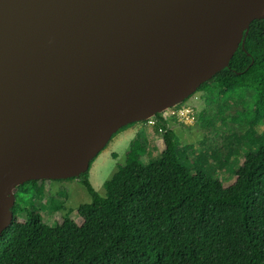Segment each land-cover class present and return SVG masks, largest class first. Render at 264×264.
Masks as SVG:
<instances>
[{
	"label": "water",
	"instance_id": "water-1",
	"mask_svg": "<svg viewBox=\"0 0 264 264\" xmlns=\"http://www.w3.org/2000/svg\"><path fill=\"white\" fill-rule=\"evenodd\" d=\"M256 19L264 0H0V236L17 186L90 170L227 68Z\"/></svg>",
	"mask_w": 264,
	"mask_h": 264
},
{
	"label": "trees",
	"instance_id": "trees-1",
	"mask_svg": "<svg viewBox=\"0 0 264 264\" xmlns=\"http://www.w3.org/2000/svg\"><path fill=\"white\" fill-rule=\"evenodd\" d=\"M201 91L208 112L244 107L240 122L248 129L228 135L229 146L222 145L238 166L227 170L236 176L231 186L215 177L224 168L210 135L196 151L156 114L164 143L157 159L143 160L147 141L138 133L125 164L106 181L104 196L92 185L89 170L76 177L91 195V202L78 208L81 223L67 215L45 229L37 205L44 208L47 199L43 213L55 214L65 208L66 192L51 200L44 186L48 180L17 186L13 224L0 236V264H264V148L257 147L264 133L257 143L250 141L264 118L259 111L264 109V19L251 23L230 65ZM206 114L202 122L214 124ZM243 148L247 153L240 164ZM190 154L199 166L195 171L185 164Z\"/></svg>",
	"mask_w": 264,
	"mask_h": 264
},
{
	"label": "rangeland",
	"instance_id": "rangeland-1",
	"mask_svg": "<svg viewBox=\"0 0 264 264\" xmlns=\"http://www.w3.org/2000/svg\"><path fill=\"white\" fill-rule=\"evenodd\" d=\"M207 94L203 91L196 92L186 101L172 106L163 111L160 116L164 119L169 127L177 132L180 142L183 145H191L194 150L200 151V142L209 136L215 141L212 144L217 147V152L220 157V165L224 168L223 171L215 175L221 183L225 186H231L236 176L230 175L227 170L233 168L236 170L238 166H235L230 156L229 148H223V144L229 146L228 135L237 131L240 134H244L248 127L240 122V115L244 110L242 103L234 105L231 109L219 108L214 111H207ZM253 94L250 93L246 100H250ZM258 102L259 99H258ZM206 111L208 118L214 119V124H205L202 122V116ZM264 113V109L259 110ZM161 121L154 117L148 120L137 122L130 126L128 129L118 133L108 145L98 154L91 164L89 174L90 181L96 191L104 196L106 194L105 183L113 177L118 171L119 166L125 164L127 160V153L130 149L131 141L137 136L138 133H144V137L147 141V151L143 155V160L149 162L150 160L157 159L164 143L161 138L160 132ZM264 133V118L259 122V125L253 135L250 137L251 143H257L259 136ZM212 140V141H213ZM261 142V141H260ZM258 143V148H264V143ZM243 154L241 155L240 164L245 160V154L247 149L243 148ZM254 152V151H253ZM252 153V152H251ZM250 154V153H248ZM116 155V156H115ZM244 155V156H243ZM194 154H190L185 164L195 171L199 166H194ZM201 169V168H200ZM48 197L53 200L59 195L60 190H64L67 194L65 200L64 209L58 210L55 214H45L43 211L48 210L47 199H45L41 205H37L42 211L44 216V228H54L58 222H61L67 215L71 219L81 223L78 216V208L82 204L91 202V195L87 188L81 183L79 178H72L66 180H48L44 184ZM16 188L14 189V193ZM23 220V218H21Z\"/></svg>",
	"mask_w": 264,
	"mask_h": 264
},
{
	"label": "built area",
	"instance_id": "built-area-1",
	"mask_svg": "<svg viewBox=\"0 0 264 264\" xmlns=\"http://www.w3.org/2000/svg\"><path fill=\"white\" fill-rule=\"evenodd\" d=\"M161 114V113H160Z\"/></svg>",
	"mask_w": 264,
	"mask_h": 264
}]
</instances>
